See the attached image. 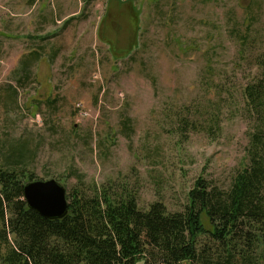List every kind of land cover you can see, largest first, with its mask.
<instances>
[{"label": "rangeland", "instance_id": "obj_1", "mask_svg": "<svg viewBox=\"0 0 264 264\" xmlns=\"http://www.w3.org/2000/svg\"><path fill=\"white\" fill-rule=\"evenodd\" d=\"M257 56L264 0H0V163L14 149L26 183L181 212L197 180L248 165Z\"/></svg>", "mask_w": 264, "mask_h": 264}, {"label": "trees", "instance_id": "obj_2", "mask_svg": "<svg viewBox=\"0 0 264 264\" xmlns=\"http://www.w3.org/2000/svg\"><path fill=\"white\" fill-rule=\"evenodd\" d=\"M253 60L261 72L243 90L255 124L248 165L228 188L197 180L176 213L158 202L142 211L120 187H93L90 196L77 189L67 195L68 214L48 221L27 208L32 175L10 149L0 163V264H264V57ZM212 112L209 130L218 124ZM194 126L183 118L184 132Z\"/></svg>", "mask_w": 264, "mask_h": 264}, {"label": "water", "instance_id": "obj_3", "mask_svg": "<svg viewBox=\"0 0 264 264\" xmlns=\"http://www.w3.org/2000/svg\"><path fill=\"white\" fill-rule=\"evenodd\" d=\"M66 190L57 181H30L23 186V200L29 210L48 221L63 219L67 214Z\"/></svg>", "mask_w": 264, "mask_h": 264}, {"label": "bare ground", "instance_id": "obj_4", "mask_svg": "<svg viewBox=\"0 0 264 264\" xmlns=\"http://www.w3.org/2000/svg\"><path fill=\"white\" fill-rule=\"evenodd\" d=\"M65 201H66V204H67V210H68V203H67V200H66V194H65Z\"/></svg>", "mask_w": 264, "mask_h": 264}]
</instances>
